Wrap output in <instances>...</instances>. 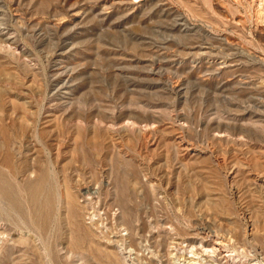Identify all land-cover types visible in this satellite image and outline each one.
<instances>
[{
    "label": "rangeland",
    "instance_id": "374dc122",
    "mask_svg": "<svg viewBox=\"0 0 264 264\" xmlns=\"http://www.w3.org/2000/svg\"><path fill=\"white\" fill-rule=\"evenodd\" d=\"M0 167V264H264V0H0Z\"/></svg>",
    "mask_w": 264,
    "mask_h": 264
},
{
    "label": "bare ground",
    "instance_id": "6f19581e",
    "mask_svg": "<svg viewBox=\"0 0 264 264\" xmlns=\"http://www.w3.org/2000/svg\"><path fill=\"white\" fill-rule=\"evenodd\" d=\"M206 47V46H205ZM209 46H207V48H208ZM212 48V47H211ZM206 49V48H205ZM210 50V49H209ZM212 51V50H211ZM198 52V51H197ZM203 53V52H202ZM206 53V52H205ZM208 53V52H207ZM210 54V53H209ZM211 55V54H210ZM214 56V55H213ZM61 63V62H60ZM219 63V62H218ZM222 64V63H221ZM220 65V64H219ZM223 65V64H222ZM64 67V66H63ZM218 67V66H217ZM59 68V67H58ZM220 69V68H219ZM63 70H64V68H63ZM221 70V69H220ZM60 72V71H59ZM63 72V71H62ZM64 73V72H63ZM63 88V87H62ZM10 174V173H9ZM7 176V175H6ZM5 176V173H4V170L3 169H1V167H0V197L2 198V201H3V199H6V200H8L7 202L8 203H6L7 204V207H9V208H13V206H16V207H20L21 206V203H20V199L18 198V195H17V192H16V189H14L13 187H12V183L10 182V180L7 178ZM261 177V176H260ZM50 173L48 172V171H46V169L44 170H40V173H39V176H38V178L35 180V181H33V182H30V183H28L27 185H26V191H27V193H28V196H29V199L34 203V205H39L38 207L40 208L41 206H42V210H41V212H42V217L39 219V224L38 225H36L35 227L38 229V231H39V233L40 234H42L43 232H46V231H49V229H50V227H51V223H54L53 222V219H54V213H55V203H56V196H54V193H52V190H50L49 191V187H50ZM53 179V178H52ZM15 185H17V184H15ZM18 186V185H17ZM59 189V188H58ZM57 189V190H58ZM96 189V188H95ZM25 191V190H24ZM49 191V192H48ZM87 191V190H86ZM47 192V197H45L43 200H42V195L44 194V193H46ZM67 192V191H66ZM71 193V192H70ZM88 193V192H87ZM89 194H91V193H89ZM66 195H67V197L69 198V201H68V203H67V205H66V207H67V210H68V212L70 213V217L73 219V226L75 227V229L77 230V231H79V232H82V233H84V237H80V236H78L77 237V243H84L86 240H88V237H89V231H90V227H86L84 224L85 223H82V221H84V220H82V221H80L79 220V216H81L80 215V213H79V211H80V209H79V204L77 203V201H76V199H75V197L73 196V195H70V194H68V193H66ZM66 197V196H65ZM5 200V201H6ZM59 204V203H58ZM2 205V204H1ZM41 205V206H40ZM57 206V205H56ZM29 207V206H28ZM8 208V209H9ZM15 208V207H14ZM8 209H6L5 208V206H0V216H1V214L3 213V211H5L4 213H8V214H6L7 216L8 215H10L9 214V210ZM97 210V209H96ZM14 211V210H13ZM17 211V210H16ZM30 211V210H29ZM59 211V210H58ZM38 212V211H37ZM10 213H12V212H10ZM16 213V212H15ZM93 214V213H92ZM28 215H29V217H31L30 215V213L28 212ZM84 217V216H83ZM130 217V216H129ZM2 218V217H1ZM91 218H92V216H91ZM3 219V218H2ZM21 219V218H20ZM70 219V218H69ZM86 219V218H85ZM3 221H4V219H3ZM1 222L0 223V239H4V237H5V239L3 240V243L5 244V243H7V241H8V239H6V238H8L7 236L9 235V233H10V227L8 226V224L6 223V222ZM72 222V221H71ZM24 223V222H23ZM33 224V223H32ZM132 224V223H131ZM34 227V226H33ZM52 230V229H51ZM92 231V230H91ZM207 231H208V229H207ZM237 231V230H236ZM50 232V231H49ZM52 232V231H51ZM209 232V231H208ZM48 233V232H47ZM75 233H77V232H75ZM199 233V232H198ZM80 234V233H79ZM208 235H209V233H207ZM230 234V233H229ZM43 235V234H42ZM196 235H197V233H196ZM196 235H194V236H196ZM200 235V234H199ZM234 235V234H233ZM238 235V234H237ZM192 236V235H191ZM194 236H192V237H194ZM224 236V235H223ZM228 236V235H227ZM230 236H231V234H230ZM46 237V236H45ZM184 237V236H183ZM202 237V236H201ZM208 237V236H207ZM225 237V236H224ZM48 238V237H47ZM76 238V237H75ZM176 238H178V237H176ZM175 238V239H176ZM185 238V237H184ZM196 238V237H195ZM231 238V237H230ZM233 238V237H232ZM232 238H231V240H232ZM20 239V241H21V243H28V242H30L31 243V241H32V239H30V238H19ZM39 239V238H38ZM187 239V238H186ZM203 239V238H202ZM173 240H174V238H173ZM195 241H196V239H194ZM194 240H192V239H190V240H188V242H186V243H188L187 245L191 248V253L192 254H190L191 256L193 255V256H198L197 257V259L196 258H194V257H186V256H183L182 258V262L181 263H179V264H186V263H188V264H201V263H199V261H200V259H198V258H200L201 256H202V254L203 255H206V254H208V253H210V252H212L214 255L215 254H222V249L225 247V245H227L226 244V241L224 240V238H220V237H218V238H216V241H214L213 242V244L212 245H202V246H200V248L202 249L200 252H198L197 250H195L196 249V246H195V242H194ZM204 240V239H203ZM206 240V239H205ZM212 240V239H211ZM229 240V239H228ZM198 241V240H197ZM213 241V240H212ZM230 241V240H229ZM240 241H242V240H240ZM43 242V241H42ZM76 242V241H75ZM117 242V241H116ZM171 242H173L172 240H171ZM176 242V241H175ZM175 242H174V244H175ZM200 242H203L202 240L200 241ZM209 242H210V240H209ZM2 243V242H1ZM76 243V244H77ZM183 243V242H182ZM185 243V242H184ZM241 243V242H240ZM247 244H248V242H246ZM156 244V243H155ZM176 244H180L178 241L176 242ZM216 244V245H215ZM230 244V243H229ZM242 244H243V242H242ZM245 244V243H244ZM243 244V245H244ZM119 245V244H118ZM183 245H185V244H183ZM186 245V246H187ZM231 245H232V243H231ZM246 245V244H245ZM47 246V245H46ZM77 246V245H76ZM91 246V245H90ZM238 246V245H237ZM262 246V245H261ZM48 247V246H47ZM75 247V246H74ZM174 247V245L172 244V248ZM180 247H182L181 245L179 246V248ZM234 247V246H233ZM232 247V248H233ZM5 248V247H4ZM7 248H8V246H7ZM92 248H93V246H92ZM97 248V247H96ZM175 248V247H174ZM198 248V247H197ZM245 248H246V250H247V246H245ZM51 249V248H50ZM186 251L185 252H187V249L186 248H184ZM183 249V250H184ZM199 249V248H198ZM235 249V248H234ZM240 249H242V246H241V248ZM176 250H177V248H176ZM182 250V249H181ZM183 250H182V252H183ZM232 250V249H231ZM244 250V249H243ZM4 251V250H3ZM8 251V250H7ZM156 251V250H155ZM171 251V250H170ZM169 251V252H170ZM189 251V250H188ZM230 250L228 249V251L227 252H229ZM233 251H235V250H233ZM154 252V251H153ZM168 252V251H167ZM168 252V253H169ZM178 252V251H177ZM238 252V251H237ZM240 252V251H239ZM242 252V251H241ZM241 252H240V254H241ZM245 252V251H244ZM5 253V252H4ZM104 254H106V256L105 257H107V260L109 259V262H110V264H115L112 260H111V253L108 251V252H106L105 253V251L103 252ZM102 253V254H103ZM152 253V252H151ZM154 253H157V251L156 252H154ZM153 253V254H154ZM166 253V252H165ZM212 253H210V254H212ZM230 253V252H229ZM243 253V252H242ZM103 254V255H104ZM172 254V253H171ZM175 256H176V251H175ZM173 254V255H174ZM236 254V253H235ZM244 254H246L247 255V253H243L242 255H244ZM258 254H260V253H258ZM262 254H264V252L262 253ZM119 255V254H118ZM117 255V256H118ZM168 255V254H167ZM181 255V254H180ZM179 255V256H180ZM189 255V254H188ZM213 255V256H214ZM115 256V255H114ZM113 256V257H114ZM116 256V257H117ZM165 257H166V254L164 255ZM169 256H170V253H169ZM179 256L177 257L178 258V260L180 259L179 258ZM182 256V255H181ZM207 256V255H206ZM212 256V255H211ZM210 256V257H211ZM218 256V255H217ZM217 256H214V257H217ZM220 256V255H219ZM232 256V254H228V253H225L224 255H223V257L224 258H226V259H228V258H230ZM248 256V255H247ZM252 256V255H251ZM261 256V255H260ZM153 257V256H152ZM151 257V258H152ZM156 257V256H155ZM164 257V258H165ZM208 257V256H207ZM222 257V258H223ZM242 257V256H241ZM250 257V254H249V256H248V258ZM7 258H9V257H7ZM121 258V257H120ZM167 258V257H166ZM172 258H173V256H172ZM205 258V257H204ZM212 258V259H211ZM211 258H208L209 259V261H211V262H213V264H219V262H218V260L216 259V258H213V257H211ZM221 258V259H222ZM154 259V258H153ZM169 259V258H168ZM171 259V258H170ZM220 259V260H221ZM237 259V258H236ZM246 259V258H245ZM250 259V258H249ZM248 259V260H249ZM259 259V258H258ZM5 260V259H4ZM9 260V259H8ZM116 260V259H115ZM135 260H137V259H135ZM139 260V259H138ZM149 260V259H148ZM181 260V259H180ZM197 260H199V261H197ZM205 260V259H204ZM232 260V259H231ZM230 260V261H231ZM247 260V261H248ZM166 261V260H165ZM171 261H172V259H171ZM222 261H223V259H222ZM229 261V260H228ZM234 261V260H233ZM247 261H246V263H247ZM254 261V260H253ZM261 261V260H260ZM259 261V262H260ZM170 262V261H169ZM180 262V261H179ZM200 262H202V261H200ZM227 261H225V263H226ZM167 263V262H166ZM174 263V262H173ZM207 263V262H206ZM231 262H229V264H230ZM236 263V262H235ZM234 263V264H235ZM253 263H255V261L253 262ZM169 264V263H168ZM203 264V263H202ZM223 264V263H222ZM232 264V263H231ZM237 264V263H236ZM250 264V263H249ZM255 264H258V262L257 263H255ZM260 264V263H259Z\"/></svg>",
    "mask_w": 264,
    "mask_h": 264
}]
</instances>
